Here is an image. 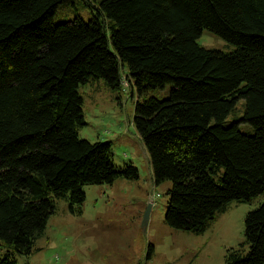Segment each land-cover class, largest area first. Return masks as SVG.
Masks as SVG:
<instances>
[{
	"label": "trees",
	"instance_id": "16d2710c",
	"mask_svg": "<svg viewBox=\"0 0 264 264\" xmlns=\"http://www.w3.org/2000/svg\"><path fill=\"white\" fill-rule=\"evenodd\" d=\"M67 1L0 0V264L33 253L55 198L81 213L86 186L139 177L110 142L80 138L90 81L144 98L134 126L155 184L172 183L170 227L203 233L228 203L264 195V0H82L88 18L57 22ZM204 31L236 49L201 46ZM245 237L226 264H264V201Z\"/></svg>",
	"mask_w": 264,
	"mask_h": 264
},
{
	"label": "rangeland",
	"instance_id": "374dc122",
	"mask_svg": "<svg viewBox=\"0 0 264 264\" xmlns=\"http://www.w3.org/2000/svg\"><path fill=\"white\" fill-rule=\"evenodd\" d=\"M81 2L68 0L58 9L56 21H71L76 15L88 18ZM198 43L223 52L236 49L209 31L203 32ZM80 94L86 121L79 130L80 138L110 142L113 162L119 167L133 165L139 177L86 186L81 213L73 214L69 202L55 198L56 211L35 241L33 253L24 256L10 251V257L18 264H226L227 252L242 248L246 242V216L263 203L264 195L228 203L203 233L170 227L166 213L172 183L155 184L148 151L134 126L137 102L144 98L126 81L112 89L103 79L82 85ZM168 95V91L159 94ZM239 103L228 122L243 116L244 101ZM147 211L150 219L144 228ZM7 254L0 249V258Z\"/></svg>",
	"mask_w": 264,
	"mask_h": 264
},
{
	"label": "water",
	"instance_id": "95a60500",
	"mask_svg": "<svg viewBox=\"0 0 264 264\" xmlns=\"http://www.w3.org/2000/svg\"><path fill=\"white\" fill-rule=\"evenodd\" d=\"M149 208H151V205H149ZM150 219V212L147 211L143 220V227L146 228L148 225V221Z\"/></svg>",
	"mask_w": 264,
	"mask_h": 264
}]
</instances>
